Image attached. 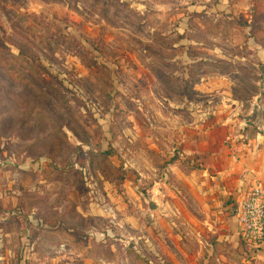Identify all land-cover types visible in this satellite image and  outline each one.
I'll use <instances>...</instances> for the list:
<instances>
[{"label": "rangeland", "instance_id": "1", "mask_svg": "<svg viewBox=\"0 0 264 264\" xmlns=\"http://www.w3.org/2000/svg\"><path fill=\"white\" fill-rule=\"evenodd\" d=\"M222 95L264 123V0H0V161L38 180L0 264H204L176 250L193 163L158 113Z\"/></svg>", "mask_w": 264, "mask_h": 264}, {"label": "crops", "instance_id": "2", "mask_svg": "<svg viewBox=\"0 0 264 264\" xmlns=\"http://www.w3.org/2000/svg\"><path fill=\"white\" fill-rule=\"evenodd\" d=\"M209 87L210 83L205 82V91ZM239 105L222 95L220 105L206 112V122L195 118L187 127L182 126L178 115L169 118L158 113L172 123L159 127V135H177L174 152L180 151L181 157L193 163L187 172L175 169L174 175L189 194V210L185 204L181 207V226L193 242L189 247L179 243L176 250L195 262L202 259L204 264H264V244L256 249L248 247L240 237L238 219L247 193L256 187L264 188V123L260 114L245 112L243 104ZM10 164L15 172L4 173L0 168V222L8 215L21 214L9 210L21 207L29 196L26 192L34 191L32 186L38 182L22 181L21 167L17 168L14 161H0L1 167ZM33 170L35 173L36 168ZM6 178L9 179L3 183ZM21 230L16 228L6 236L10 238Z\"/></svg>", "mask_w": 264, "mask_h": 264}, {"label": "built area", "instance_id": "3", "mask_svg": "<svg viewBox=\"0 0 264 264\" xmlns=\"http://www.w3.org/2000/svg\"><path fill=\"white\" fill-rule=\"evenodd\" d=\"M238 219L242 241L252 249L261 247L264 244V188L256 187L247 193Z\"/></svg>", "mask_w": 264, "mask_h": 264}]
</instances>
